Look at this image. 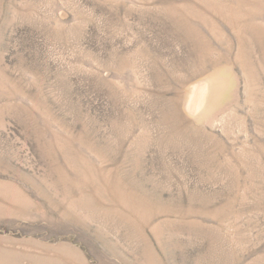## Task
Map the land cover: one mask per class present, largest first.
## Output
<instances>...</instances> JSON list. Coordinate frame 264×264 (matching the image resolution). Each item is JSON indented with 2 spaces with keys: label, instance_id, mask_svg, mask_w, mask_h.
<instances>
[{
  "label": "rangeland",
  "instance_id": "rangeland-1",
  "mask_svg": "<svg viewBox=\"0 0 264 264\" xmlns=\"http://www.w3.org/2000/svg\"><path fill=\"white\" fill-rule=\"evenodd\" d=\"M0 264H264V0H0Z\"/></svg>",
  "mask_w": 264,
  "mask_h": 264
}]
</instances>
